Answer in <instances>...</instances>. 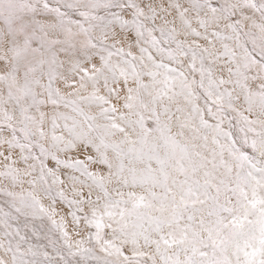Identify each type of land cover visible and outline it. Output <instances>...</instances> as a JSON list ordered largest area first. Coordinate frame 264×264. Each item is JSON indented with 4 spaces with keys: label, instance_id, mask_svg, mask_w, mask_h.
Returning a JSON list of instances; mask_svg holds the SVG:
<instances>
[{
    "label": "snow or ice",
    "instance_id": "1",
    "mask_svg": "<svg viewBox=\"0 0 264 264\" xmlns=\"http://www.w3.org/2000/svg\"><path fill=\"white\" fill-rule=\"evenodd\" d=\"M0 264H264V0H0Z\"/></svg>",
    "mask_w": 264,
    "mask_h": 264
}]
</instances>
